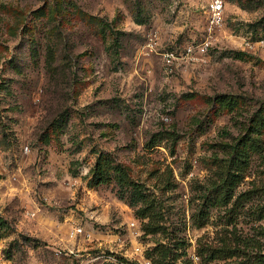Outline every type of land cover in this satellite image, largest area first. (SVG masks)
<instances>
[{
    "label": "rangeland",
    "instance_id": "obj_1",
    "mask_svg": "<svg viewBox=\"0 0 264 264\" xmlns=\"http://www.w3.org/2000/svg\"><path fill=\"white\" fill-rule=\"evenodd\" d=\"M207 2L0 0V264H139L135 247L159 242L204 264L198 246L233 234L264 248L257 154L234 223L229 204L196 222L220 142L264 102V0H223L216 24ZM218 94L237 95L234 110L215 109ZM99 154L124 174L89 185ZM142 205L162 230L145 232Z\"/></svg>",
    "mask_w": 264,
    "mask_h": 264
},
{
    "label": "trees",
    "instance_id": "obj_2",
    "mask_svg": "<svg viewBox=\"0 0 264 264\" xmlns=\"http://www.w3.org/2000/svg\"><path fill=\"white\" fill-rule=\"evenodd\" d=\"M238 55H241L239 53ZM214 106L217 110L232 111L237 105V95L218 94L214 97ZM213 106V107H214ZM65 117L59 113L58 116L50 123V128L57 129L65 124ZM171 132L170 134H173ZM264 102L253 112L247 122L241 126V131L230 140L220 142L222 146L223 158H221L218 166L220 170L216 173V179L208 186L207 191L202 194V201L199 205L196 215V221L199 225L204 224V219L208 215L210 207L227 206L228 204V223L232 221L234 215L240 206L241 200L249 199L251 190L240 192L236 195L235 189L245 176L246 168L249 166L251 157L257 154L264 160ZM176 136L173 138V140ZM158 139L153 135L146 143L152 146ZM112 169V170H110ZM124 174L123 169L119 166H111L106 156L99 154L96 158L94 166L91 168V176L88 179L89 185H98L110 180L112 173ZM112 171V172H111ZM264 195V184L262 187ZM143 203V199L140 198ZM137 213L141 218L148 217L143 225L145 232H158L162 227L152 221V214L145 206H140ZM261 214L259 217H263ZM258 234L263 238L264 243V226H259ZM258 242V244H257ZM175 244H184V240H175ZM177 246V245H176ZM253 248H257L256 250ZM197 254L201 258V262L208 264L213 260L214 264H264V248L259 245V240L247 242L244 239L235 236H223L216 244H200L197 248ZM147 255L152 258L154 264H194L193 260L187 256L186 250L177 252L170 243L159 242ZM146 255V256H147ZM222 260V261H220ZM101 264H111L103 262Z\"/></svg>",
    "mask_w": 264,
    "mask_h": 264
},
{
    "label": "built area",
    "instance_id": "obj_3",
    "mask_svg": "<svg viewBox=\"0 0 264 264\" xmlns=\"http://www.w3.org/2000/svg\"><path fill=\"white\" fill-rule=\"evenodd\" d=\"M207 11H208V16L210 19V22L213 24L219 23L223 20V12H224V4L223 0H208L207 2ZM207 43L201 42L200 44H197V46H193L191 44L187 45L185 47V52L182 55L181 54V59L183 57H188L191 56L194 50L196 49L199 52H204L207 48ZM163 58L167 61L168 64H171L173 59L178 57L174 54L173 50H165L162 52ZM131 225L135 224V221L130 222ZM82 232V227L78 226L73 228L70 231L71 236H76L77 234ZM135 252L140 254L141 259L139 260V264H154L152 259L148 256H145L142 251L140 250L139 246L135 247Z\"/></svg>",
    "mask_w": 264,
    "mask_h": 264
}]
</instances>
